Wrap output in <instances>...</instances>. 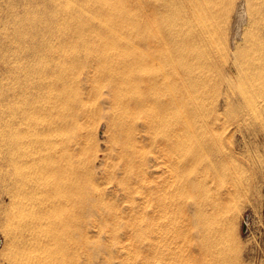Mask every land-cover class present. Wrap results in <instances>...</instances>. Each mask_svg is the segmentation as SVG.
Listing matches in <instances>:
<instances>
[{
	"label": "rangeland",
	"instance_id": "obj_1",
	"mask_svg": "<svg viewBox=\"0 0 264 264\" xmlns=\"http://www.w3.org/2000/svg\"><path fill=\"white\" fill-rule=\"evenodd\" d=\"M10 1L17 36L1 62L0 133L37 95L27 67L45 59L47 70L28 166H14L0 135V264H166L163 245L146 248L152 237L139 232L144 219L161 228L162 205L190 185L223 199L225 250L216 264H264V0H213L205 33L192 43L174 39L176 10L154 17L140 0H70L59 30L51 0ZM8 3L0 0V27ZM113 71L129 104L115 103ZM188 74L194 87L185 91ZM137 96L150 106L133 105ZM55 225L60 258L52 255Z\"/></svg>",
	"mask_w": 264,
	"mask_h": 264
},
{
	"label": "bare ground",
	"instance_id": "obj_2",
	"mask_svg": "<svg viewBox=\"0 0 264 264\" xmlns=\"http://www.w3.org/2000/svg\"><path fill=\"white\" fill-rule=\"evenodd\" d=\"M212 1L213 0H140V2L138 4H139L140 7L141 6L142 7L144 6L142 8V9H144L143 11L149 12V13H151V15L153 14L154 17H158V16H161V15H164V13H170V12H172V10H176L177 12L175 13V17H174V20L172 22V25H177V27L175 28L176 30L173 33L175 38L174 37L173 38L179 40V39H181L180 38V36H181V37H183V39H185V38L186 39H191L190 42L192 43V42H195V38H197V37L198 38H202L203 35H204V33H205L207 14L211 11V7L209 5H210V2H212ZM69 2H70V0H51L50 8L48 7L49 10H50V15L52 16V24H51V26L53 25L57 30H59V29L62 28L63 19H62L61 16H62V13H63L64 9L69 4ZM211 5L213 6V4H211ZM0 7H2V6H0ZM4 7H6V6H4ZM14 8L15 7H14L13 3L9 0V3H8L7 7H6V10H3V11H5V13L3 12V14H5L6 19H4V21L2 20L3 21V23H2L3 26H1V27H3L2 32H1V29H0V74H1V71L3 69H7V68H3V67H7L8 66V65L6 66V64H7L6 62H5L6 64L5 63H2L1 64V62H4L5 59H3V58L5 57L6 54L8 55V53L6 51H8L10 49V47L12 46V45L10 46V39L12 37L17 36V34L15 33V27H16L15 23L17 22V19H18L17 17L18 16L16 15V10L17 9L15 10ZM67 12H69V11H67ZM69 13H67V14H69ZM243 13H244V11H242V10H240L238 12L240 20H242ZM71 14H73V13H71ZM66 16H69V15H66ZM147 22L148 21L146 20L145 21L146 24L144 23L146 26H147ZM181 23H187L188 26L184 29L181 26ZM118 36H119V34H118ZM181 49L182 48L180 47L179 50L182 51ZM192 54H193V52L190 51L188 55H190L191 57L196 56V55H192ZM178 56L180 57V54ZM110 59H112V58L110 57ZM183 61H185V60H183ZM112 63H114V62H112ZM125 63H126V61H125ZM132 64H133V62H132ZM182 64H183V62H182ZM46 65L47 64H45V59H42L40 62H38V63H32V64H30L27 67V76L26 77L28 78V80L31 79V78H36V82L33 84L32 87H36L37 88V90H38L37 91V95H35L36 96L35 97L33 94H30V95H28L26 97L28 99H26L25 106L21 110V113L15 115V116H11V119L9 121V129H8V131L5 129V132L4 133L2 131L0 133V135H3V137L1 138V141L3 142L2 145H6V148H7V151H8L7 153L9 154L8 159H9V157L11 158V161L13 162V164H14L15 167L16 166H25V167L28 166L30 164V161H31V158H32L31 157L32 151L35 150V146L36 145L35 144H32V139H33L32 136L37 133V129H38L37 128V125H38L39 121L41 120L42 115L45 114L43 110L45 109V107H44V105H45V99L44 98H45V92H46L45 91V87H46V85H45V76H46V70H47V69H45L47 67ZM112 65H110V66L112 67ZM123 65H124V63H123ZM183 65H180V66H183ZM126 66H127V64H126ZM183 67H185V66H183ZM185 68H187V67H185ZM106 71L109 72L108 69H106ZM110 76L111 77H109L110 78L109 84L112 87V92H113V95H114L115 100H116L115 103L118 106H123V105H125V103L126 104L127 103L129 104V102H131V101L130 100H128V101L125 100V96H126L125 94L126 93L124 92L125 91L124 88L126 87V83H125L124 79H122L123 77L122 76H117L116 75V72H114V71L112 72V74H110ZM161 77H162V74H161ZM191 77L192 76L190 74H188L185 78L181 77V79H180L181 82H183V85H185V89H186L185 91H188L191 87H194L193 86L194 85L193 84L194 82L191 81V79H192ZM164 78H166V73H165ZM125 79H126V77H125ZM152 79H154V78H152ZM152 79H150V80H152ZM161 79H163V78H161ZM174 79H176V78H174ZM156 80L157 79H154L152 82H149L148 83L149 84V88H151L150 90H153L152 89L153 87L156 88L155 87L156 85L154 86V83L156 82ZM177 80H176V82L178 83ZM99 84H101V83H99ZM99 84H98V86H99ZM129 85H128V87H129ZM183 85H181V86L184 87ZM131 86H132V84H131ZM137 86H139V85H137ZM179 86L177 85V87H179ZM145 87H144V89H145ZM173 87L175 88V85L174 86L172 85L171 88L169 86L170 90L173 89ZM129 88L132 89L131 87H129ZM177 89H180V88H177ZM144 91H142V92H144ZM174 91H176V89H174L173 92ZM152 92H154V90ZM176 92L178 94L179 91H176ZM162 93L160 92V95H162ZM144 94L146 95V93H144ZM178 95H180V94H178ZM182 96H184L183 93H182ZM169 97H171L170 99L173 100V98H172L173 95L172 96H169ZM191 97H194V96H191ZM150 98L152 100L154 99L152 97H150ZM158 98H159V96H158ZM159 99H161V98H159ZM164 99H166V98H164ZM132 100H133V102H132L133 105L141 106V107L142 106H148V107L150 106V105H146L149 102V97L148 96H144V98H142V97L140 98L138 96L137 97H132ZM187 100H189L188 97H187ZM191 101H195V98L192 99V100H190V102ZM166 102H167V100H166ZM174 102H175V100H174ZM179 102H177V103L179 104ZM181 102H180V104H181ZM132 103H130V104H132ZM152 104H153V102L151 103V106H153ZM167 104H169V101L166 104L162 101L161 106H164V109H165V105H167ZM170 104H171V101H170ZM182 104L185 105L184 103H182ZM46 105H48V104H46ZM130 106H132V105H130ZM167 106H169V105H167ZM190 106H193V105L191 104ZM168 109H171V108H168ZM194 109H195V107H194ZM198 111H199V109H198ZM141 113H142V111H141ZM165 113H168L169 114V112H166V111H165ZM153 114H155V113L153 112ZM157 114H159V112ZM195 114H196V112H195ZM172 118H174V117H172ZM181 118H182V116L180 117V119ZM189 120L190 119H188V121ZM180 121H182V120H180ZM175 125L178 126V124H175ZM155 126L156 125H154V127ZM187 126L188 125L186 124V127ZM147 127H149V125ZM151 128H153V127H151ZM176 128L178 129V127H176ZM172 129L173 128H171V130ZM174 131L177 132V130H174ZM188 131H190V130H187V133H188ZM162 140H165V142H164L165 143V147L168 150L172 149V147L174 146V144L172 142L173 139H172L171 136H167L165 139H162ZM168 159H169V157H168ZM38 160H40V159H38ZM32 163H33V161H32ZM174 168L175 167H173V169ZM21 184H23V183H21ZM188 190L189 191H187L186 193H184V194L182 193V196H181L182 198L181 199H179V200H177L175 202H172V203H169L170 202L169 201L166 204H163L162 205V213H163L162 214V217H164L163 218L164 221L161 224L162 230H161L160 227H159L160 229L159 228H156V226H154L153 229H152V226L150 225L151 227H149V224L147 225V223H146V219H144L145 224L141 228L139 234H142L143 237H147V238H149L150 236L152 237V238H150V240L147 242V244L145 246H146V248L152 249V251L154 250V252L156 250V247L159 246V244L160 245H163V249H165L164 255H166L169 258L166 261V264H171V263L177 264L176 261H178V262H180V264H182L181 262H183V263L184 262H187V261L190 262L189 259H191L193 261L194 260H198L197 261L198 264H216L217 263V260L219 259V255L221 254L220 257H223L224 250H225L223 248L224 247V243H223L224 240L222 238L224 236V233L222 232V227H221V223H220L221 222V218L223 216V206H224L223 199L221 197H218V195L211 196V197L208 196V195H207L208 196L207 197L205 195L206 196L205 197L204 196V193L206 191H205V189L202 186H193V185H190V187H189ZM50 192H51V190H50ZM53 192L54 191L52 190V193ZM211 193H214V192H211ZM187 195H189V198H186ZM62 199H64V198H62ZM68 207H70V206H68ZM52 220H54V219L52 218ZM50 222H51V219H50ZM50 222H49V224H50ZM158 225L159 224H157V226ZM64 226H66V224H64ZM54 227H55V230L53 231V233H51L50 238L52 239V242L53 243H56V245L58 247H57L56 250L54 249L55 251H52L53 252L52 255L55 258H57V257L60 258L63 255V251L61 249V246H59V244H60V234L58 232V228H57L58 226L55 225ZM66 228H64V229H66ZM155 234L157 236H159L160 238L159 239H156L154 237ZM160 241H162V242H160ZM171 243H173L172 246L170 245ZM139 247H141V246L139 245ZM214 252H217V254H215ZM50 261H51V259H50ZM69 261H70V264H75L74 259L73 260L70 259ZM136 264H137V262H136ZM190 264H191V262H190Z\"/></svg>",
	"mask_w": 264,
	"mask_h": 264
}]
</instances>
